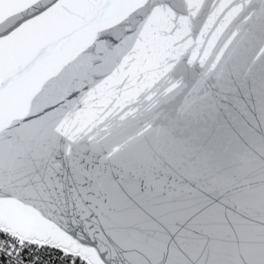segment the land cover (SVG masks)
<instances>
[{
    "label": "water",
    "instance_id": "water-1",
    "mask_svg": "<svg viewBox=\"0 0 264 264\" xmlns=\"http://www.w3.org/2000/svg\"><path fill=\"white\" fill-rule=\"evenodd\" d=\"M0 198L91 264H264V0H0Z\"/></svg>",
    "mask_w": 264,
    "mask_h": 264
},
{
    "label": "snow or ice",
    "instance_id": "snow-or-ice-1",
    "mask_svg": "<svg viewBox=\"0 0 264 264\" xmlns=\"http://www.w3.org/2000/svg\"><path fill=\"white\" fill-rule=\"evenodd\" d=\"M53 216L51 207L26 210L18 201L0 198V264H91L85 253L95 247L68 231L66 213ZM103 260L99 257V264Z\"/></svg>",
    "mask_w": 264,
    "mask_h": 264
}]
</instances>
